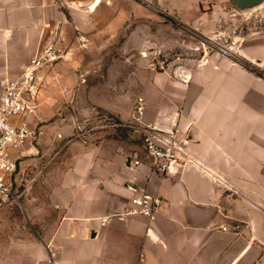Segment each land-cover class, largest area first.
<instances>
[{
  "label": "crops",
  "instance_id": "0c3cea01",
  "mask_svg": "<svg viewBox=\"0 0 264 264\" xmlns=\"http://www.w3.org/2000/svg\"><path fill=\"white\" fill-rule=\"evenodd\" d=\"M145 1L168 14L192 10L185 0ZM105 2L0 0V96L5 79L48 43L66 52L40 74L42 103L29 121L53 153L37 168L34 194L20 202L25 211H0V264H264V75L227 59L192 73L194 82L149 85L141 124L171 129L176 121L185 157L167 174L148 162L134 167L142 145L125 149L106 136L94 110L136 122L135 101L127 109L122 96L112 105L72 101L78 45L90 40L92 17ZM249 51L256 54L246 58L264 65V44ZM94 120V132L76 129ZM143 191L164 199L153 217L130 212Z\"/></svg>",
  "mask_w": 264,
  "mask_h": 264
},
{
  "label": "rangeland",
  "instance_id": "374dc122",
  "mask_svg": "<svg viewBox=\"0 0 264 264\" xmlns=\"http://www.w3.org/2000/svg\"><path fill=\"white\" fill-rule=\"evenodd\" d=\"M185 2L192 9L186 15L168 14L156 3L145 0L105 2L107 7L92 17L90 40L78 45L79 68L72 101L81 106L91 104V100L112 105L122 96L127 109L131 100L136 103L138 97L144 96L149 85L194 82L192 73L196 74L204 65L221 66L227 59L264 75L262 62L250 61L245 54L251 52L250 47L264 44V3L241 10L233 0ZM143 9L150 11L148 18ZM103 16L107 23L100 28L99 20ZM82 69H86V76L80 75ZM80 83L84 86L82 90ZM64 111L78 112L74 107H65ZM94 116L104 118L101 123L108 125L106 136L118 140L125 149H138L142 145L143 131L136 128L135 122H120L99 107L94 110ZM50 121L51 118L47 120ZM97 122L83 121L75 126L80 133L90 132ZM114 123L121 125L111 126ZM51 145L42 148L39 144V152L28 156L19 166L21 201L34 194L32 185L37 168L50 159ZM11 206L18 213L25 211L20 203Z\"/></svg>",
  "mask_w": 264,
  "mask_h": 264
},
{
  "label": "built area",
  "instance_id": "2783aa9c",
  "mask_svg": "<svg viewBox=\"0 0 264 264\" xmlns=\"http://www.w3.org/2000/svg\"><path fill=\"white\" fill-rule=\"evenodd\" d=\"M65 55L62 46L48 43L18 73L5 79L0 96V209L21 202L23 189L19 187L18 169L26 157L38 153L42 134L40 126L29 121L30 116L38 113L42 103L40 74ZM144 111L145 101L139 97L133 108V118L137 122L136 128L143 131L142 153L138 150L133 154L131 165L138 167L148 162L153 170L167 174L175 162L185 157L177 122L173 121L171 129L142 125ZM163 204L162 196L143 191L131 198L130 212L153 217ZM105 221L103 219L102 223ZM45 264L56 263L49 260Z\"/></svg>",
  "mask_w": 264,
  "mask_h": 264
},
{
  "label": "water",
  "instance_id": "95a60500",
  "mask_svg": "<svg viewBox=\"0 0 264 264\" xmlns=\"http://www.w3.org/2000/svg\"><path fill=\"white\" fill-rule=\"evenodd\" d=\"M241 10L256 8L264 3V0H233Z\"/></svg>",
  "mask_w": 264,
  "mask_h": 264
}]
</instances>
